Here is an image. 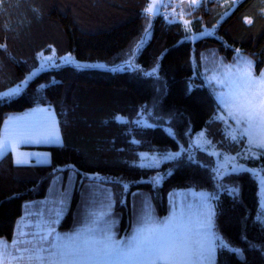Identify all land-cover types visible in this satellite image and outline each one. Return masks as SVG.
<instances>
[{
    "label": "trees",
    "instance_id": "16d2710c",
    "mask_svg": "<svg viewBox=\"0 0 264 264\" xmlns=\"http://www.w3.org/2000/svg\"><path fill=\"white\" fill-rule=\"evenodd\" d=\"M148 3L149 0H0V45H5L0 47V92L23 80L39 65V54L52 49L58 56L70 52L80 60L123 65L127 59L124 54L145 34L149 17L143 9ZM184 16L191 21V32L185 31L181 21L170 22L165 6L161 14L151 18L152 35L134 57L139 70L61 64L33 76L10 101H0V128L11 114L50 105L58 115L63 138L62 144L40 147L51 152L50 163L18 166L12 153L0 158V238L12 240L23 215V204L45 197L50 180L59 172L75 169L79 177L85 173L102 174L101 180L115 193L117 209L129 205V197L126 205L119 203L124 182L131 184L128 196L138 188L154 191L151 178L159 174L160 192L154 198L162 205L161 211H167L166 199L163 200L174 189L193 187L218 196L216 230L243 250V258L219 249L216 264H264V225L256 219L261 205L259 181L251 172L224 177V184L237 189L235 194L217 193L212 167L200 160L197 163L194 157L171 160L160 168L138 164L141 151L175 150L180 141L206 127L208 136L223 141L219 138L220 122L206 124L217 102L200 72L205 46L215 45L227 59L239 49L255 57L259 69L264 67V0H241L234 8L232 0H204ZM201 31L212 35L198 43L186 38ZM157 64L158 76L144 75ZM189 83L193 85L191 91ZM40 84L47 86L39 88ZM154 103V115L171 119L149 118L148 123L156 127L136 125L141 107L153 108ZM117 115L129 119L117 121ZM166 127L175 130V138L165 131ZM243 144L244 141L232 144L229 149ZM248 162L264 168V157L250 158ZM73 207L61 228L71 227ZM128 214L129 210L124 212V225Z\"/></svg>",
    "mask_w": 264,
    "mask_h": 264
},
{
    "label": "snow or ice",
    "instance_id": "6c2138e0",
    "mask_svg": "<svg viewBox=\"0 0 264 264\" xmlns=\"http://www.w3.org/2000/svg\"><path fill=\"white\" fill-rule=\"evenodd\" d=\"M191 5L198 6L199 0H191ZM164 6L161 0H149L148 5L143 9L149 17L144 29L145 34L152 26L151 18L159 14L160 8ZM177 15L182 20L185 31L191 32L189 26L191 21L184 19L185 13L182 9L177 14L173 8V20L170 22L174 23ZM186 38L195 39L194 36ZM143 43L141 37L133 47H130L124 54L127 57L122 62L124 65L133 67L134 57ZM235 51L238 54L240 52L239 49ZM39 55L42 57L40 68L33 69L18 84L0 92V101H10L18 96L40 69L56 66V59L64 63L76 64L77 67L84 66L75 61L70 52L58 58L44 57L43 53ZM253 66L252 60L238 55L235 64H219L220 71L206 79L217 102L216 111L206 124L216 121L223 124L221 131L225 140L216 142L221 144L220 148L206 137V127L197 133L195 138L189 136L188 149L180 145L181 151L176 152L139 153L140 166H159L163 161L177 159L181 156V152H187L188 159L192 160L193 152L199 149L217 158L216 166L212 168L213 179L217 182L216 192L228 191L232 194H235L237 189L223 183L225 176L241 171H248L256 176L264 171V168L253 169L239 163L241 157L254 160L264 157V71L255 75ZM135 68L139 70L140 65H135ZM158 68L157 64L144 75L158 76ZM46 86L38 85L39 88ZM192 87L193 85L189 83L188 90L191 91ZM154 108L155 103L153 108L142 106L137 113L139 119L134 123L138 126L156 127L157 125L148 123L149 118L160 121L171 119L154 115ZM115 119L127 122V118L120 115ZM229 120L234 124H229ZM165 131L175 138L174 129L166 127ZM241 140L244 141L242 150L233 154L229 150L230 146L239 144ZM30 143L62 144L58 125L50 109L38 107L25 116L10 117L5 121L4 127L0 128V158L8 151H12L15 155V163L18 165L31 163L29 157L33 155L37 157L38 163L47 162L46 159L41 160L40 153H26L19 150V145ZM151 179L155 185L162 177L157 174ZM258 179L264 192V175H259ZM67 196L66 189L56 194L52 209L46 218L34 224V230L25 231L32 224L30 221L18 234H13L10 242L0 238V264H215L218 249H226L243 258V250L233 246L216 230L212 201L218 199V196L214 193L193 192V196L197 197L195 203L187 205L183 201L174 203L169 215L164 218L155 217L151 203L145 197L141 202L140 214L132 225L131 233L119 238L114 231L117 221L112 215L111 195L102 197L99 201L95 198L91 199L81 222L72 231L65 233L57 231ZM256 219L264 225V212H258ZM250 246L259 247L251 244Z\"/></svg>",
    "mask_w": 264,
    "mask_h": 264
},
{
    "label": "rangeland",
    "instance_id": "374dc122",
    "mask_svg": "<svg viewBox=\"0 0 264 264\" xmlns=\"http://www.w3.org/2000/svg\"><path fill=\"white\" fill-rule=\"evenodd\" d=\"M202 1H204V0H199V4ZM240 1L241 0H232L233 8L236 5H238V3ZM191 7H193L191 5V0H166V2H165V13H166L167 17H169V20H173V8H175V12L177 14H179L181 12V9L186 14V13H188V9H190ZM184 19H186L185 16H184ZM175 21H181L182 22V20L179 19L178 15L176 16ZM151 35H152V26L148 30V33L143 35L144 43L151 37ZM42 53H43L44 57L53 56V57L58 58V57H62V56L66 55L65 54L62 56H58L56 54V51H54L53 49L51 51L50 50L44 51ZM238 55L245 56L254 62L253 71H254L255 75H259L261 73V71H264V67H262L261 69L258 68V61L255 57L248 55L246 53H243L241 51L239 52V54L236 52L231 59H227L223 54H221L218 51V48L215 45H211V46L207 45L203 48L202 53H201V71L200 72H201V75L205 81L204 82L205 85L209 88V90L211 92H212L211 86L206 82V79L208 77H210L213 73H217L220 71V68L218 67L219 64H221V63L235 64L236 63V57ZM72 57L75 61H78L81 65H84L83 67H79V68L95 67V68L113 69V70H130V69L136 70V68L134 66L133 67H127L124 64L118 65V66H111L107 61H104V60H87V61L86 60H80L79 58H77V56L74 53H72ZM41 62H42V57L40 56L39 65L35 69L40 68ZM61 64H73V63H64V62L60 61L59 59H56L55 60L56 66H46L45 68L40 69V71H38L36 74H38L39 72L46 70L50 67L60 66ZM73 65L76 66V64H73ZM101 65H104V66L101 67ZM133 65H135V64H133ZM194 65H195V74H198L199 71L197 69V62L195 59H194ZM38 107L50 109L52 115L55 118V121L58 125L59 131L61 134L58 115H57L56 111L54 110V108L50 105H45V106L33 107L31 110L36 109ZM30 112H26L23 115H21L19 113H14L11 115H13V116H25V115L29 114ZM11 115L9 117H11ZM120 116L126 117L123 115H120ZM9 117H7L5 121H7L9 119ZM126 118H127V120L129 119L128 117H126ZM137 119H139V118L136 117L135 120H137ZM4 124H3V127H4ZM220 124L221 125L219 127H220V129H222L223 124L221 122H220ZM229 124H234V122L229 120ZM201 130L191 134V137L195 138L196 134L199 133ZM219 133H221L220 137H219L220 140H225V137H224L221 130ZM205 135L207 138H209L213 141V143L216 145L217 148H220L218 146V143H216L217 141L213 137L208 136L207 131H206ZM61 137H62V134H61ZM241 141H243V140H241ZM62 142H63V138H62ZM43 145H52V144L30 143V144H22V145H19L18 147H19V150L22 152L40 153L41 154V160L43 161L46 159L47 162H39V164L40 163H43V164L50 163L52 160L51 152L47 149L40 148ZM180 145H183L184 149H188L189 148V138L186 141H180ZM243 146H244V144L235 150H230V149L229 150L233 154H235L236 152L241 151ZM168 151H172V152L181 151V148L179 146V148H177L175 150H168ZM141 152H147V153L156 152V153L163 154L167 151L146 150V151H141ZM7 153H12L14 160H15V155L13 154L12 151H8ZM201 153H204V156H202ZM184 157H188L187 152H181V156L178 157L177 159L184 158ZM193 157L196 161L200 160L203 163H207L212 168L216 166L217 158L215 156L209 155L208 152H204V151L197 149L193 152ZM29 159L31 160V163H38L37 157L35 155L29 157ZM221 159H222V157H221ZM165 162H169V161H163L162 163L159 164V166L147 167V168H160ZM31 163H29V164H31ZM239 163L245 164L248 168L262 169L259 166L251 165L248 162V159H245L243 157H241L239 159ZM29 164H23V165H29ZM138 164L140 165V160H139ZM18 166H21V165H18ZM241 172H244V171H241ZM233 173H237V172H233ZM96 174H98V175H96ZM259 175H264V171L258 173L255 177L258 179ZM102 177H103V175L100 173H85L82 177H79L78 172L75 169H69L65 172H63V171L59 172L50 180V183L47 187L45 197L30 200V201L25 202L23 204V215L19 219V226H17V229H16L17 232L16 233L18 234L20 229L23 228L25 224H29L30 221L32 222V224H30L29 228L25 229V231L34 230V224L39 223L42 218L47 217L49 211L53 207L52 202L56 199V194L59 191H63L64 189L67 190L68 196H67V200L63 206V212H62V215L60 218V222L57 225V231H59L61 233L72 231L75 228V226L81 222V220L83 218V214L85 212V209H86V207L89 206V202L91 199L95 198L97 201H99L102 197H107V196L111 195L112 200H113L112 215H113L114 219L117 221V223L114 226V231L117 233L118 238L121 236H124L126 233H131L132 225H133L136 217L140 214L141 202L145 199V197H147L149 199L151 206H152V209H153V214L155 215V217L164 218V217H167L169 215L170 211L172 210V206L174 203L178 204L180 201H183L185 203V205H187L189 203H195V200L197 199V197L193 196V192L199 193L201 191H206V192L211 193L210 191L203 190V189L199 190V189H196L193 187L192 188H185V189H174V190L170 191V193L167 194V197L165 195L163 202L166 199V203L164 202V204H165V209L167 211L164 212V211H161V209L163 208L162 205H160L156 201V197L154 198V194L158 195L160 192V190H159L160 182L155 184V185L152 183L154 191L150 190V189H145V188H138V189H134L131 192L130 196H128V195L130 193L131 184L129 182H124V187L122 189L121 199H120L119 203L122 205H126L128 203L127 199L129 197L130 198L129 205H128V207L126 206V207H121V208L117 209V199H116L115 193H114L111 185H109V184H107L101 180ZM86 178H87V180L85 181ZM151 181H152V179H151ZM258 181H259V179H258ZM125 185H127L126 189H125ZM259 191H260L259 196H260V204H261L260 205V212H264V207H262V205H264V192H262L260 182H259ZM133 194H136V195L134 196ZM212 203L214 205V209L216 212L215 200H213ZM73 205H74V207H73ZM72 207H73V217H72L71 227L66 228V229L61 228L60 225L63 223V220H64L66 214L71 210ZM127 210H129L128 222L126 225H124L122 221H123V217H124V212H127ZM129 227H131L130 232H128ZM218 251H219V249L217 250V253L215 256V264L217 263Z\"/></svg>",
    "mask_w": 264,
    "mask_h": 264
},
{
    "label": "water",
    "instance_id": "95a60500",
    "mask_svg": "<svg viewBox=\"0 0 264 264\" xmlns=\"http://www.w3.org/2000/svg\"><path fill=\"white\" fill-rule=\"evenodd\" d=\"M165 1L166 0H161V3L163 5H165ZM162 10H163V7L160 8L159 14H161ZM159 14H157V15H159ZM209 35H212V33H209L207 31L197 32V33H194L191 35V37H193V36L195 37V39H191V40L193 43H198V42H201V41L205 40L206 38H208Z\"/></svg>",
    "mask_w": 264,
    "mask_h": 264
},
{
    "label": "crops",
    "instance_id": "0c3cea01",
    "mask_svg": "<svg viewBox=\"0 0 264 264\" xmlns=\"http://www.w3.org/2000/svg\"><path fill=\"white\" fill-rule=\"evenodd\" d=\"M31 111V110H30ZM30 111H27V112H30ZM26 112H22V113H19V114H21V115H23V114H25ZM13 115H11V117H12ZM10 118V117H9Z\"/></svg>",
    "mask_w": 264,
    "mask_h": 264
}]
</instances>
